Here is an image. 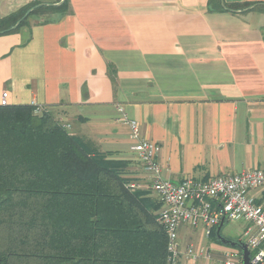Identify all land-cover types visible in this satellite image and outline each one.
Instances as JSON below:
<instances>
[{
  "label": "crops",
  "instance_id": "crops-1",
  "mask_svg": "<svg viewBox=\"0 0 264 264\" xmlns=\"http://www.w3.org/2000/svg\"><path fill=\"white\" fill-rule=\"evenodd\" d=\"M31 1L0 0V18ZM219 1L252 5L231 12L213 8L216 0H69V13L0 35V97L49 111L125 163L128 186L157 202L118 106L155 145L173 184L264 170V11L253 9L264 0ZM198 232L180 227V245ZM188 245L177 264L211 258L192 244L196 257H186ZM226 249L215 248L222 264Z\"/></svg>",
  "mask_w": 264,
  "mask_h": 264
},
{
  "label": "trees",
  "instance_id": "trees-1",
  "mask_svg": "<svg viewBox=\"0 0 264 264\" xmlns=\"http://www.w3.org/2000/svg\"><path fill=\"white\" fill-rule=\"evenodd\" d=\"M250 5L216 0L213 8L236 12ZM253 9L264 11V4ZM69 11V0H33L0 18V35ZM36 108L0 105V264H168L155 214L160 203L129 189L125 163ZM216 228L209 237L221 243Z\"/></svg>",
  "mask_w": 264,
  "mask_h": 264
},
{
  "label": "built area",
  "instance_id": "built-area-1",
  "mask_svg": "<svg viewBox=\"0 0 264 264\" xmlns=\"http://www.w3.org/2000/svg\"><path fill=\"white\" fill-rule=\"evenodd\" d=\"M7 92L0 97V105H7ZM122 113L120 118L130 127L131 149L136 153L142 168L149 174L151 188L160 203L156 221L165 230L167 238V262L177 264L180 251L179 229L201 227L203 234L210 236L221 220H243V240L249 250L251 264H264V170L253 168L240 172L211 177L207 180L184 178L173 184L162 177L161 166L156 160V147L142 135L137 121ZM36 113L40 112L37 106ZM131 191L134 184H129ZM202 252V251H200ZM184 255L195 259L191 245ZM207 257L209 254H205ZM223 264H241V252L228 248L223 252Z\"/></svg>",
  "mask_w": 264,
  "mask_h": 264
},
{
  "label": "rangeland",
  "instance_id": "rangeland-1",
  "mask_svg": "<svg viewBox=\"0 0 264 264\" xmlns=\"http://www.w3.org/2000/svg\"><path fill=\"white\" fill-rule=\"evenodd\" d=\"M35 21L36 19H33L30 22H35ZM244 226H246V222L243 220L225 222L221 234L223 237L230 240H243ZM185 244H189V245L192 244L194 247L197 245L196 247L198 248L203 246L202 248L206 249L211 257L210 259H206L205 257H203V255L198 256L194 264H222L221 260H219V257H221V253L216 251L215 248L217 247L220 249L222 248L224 249L225 247L230 248L228 246L222 245L221 243L217 242L213 236L208 238L205 235H203L201 232L195 234L193 236V240L190 239L187 243L183 242L180 245L181 252L183 251ZM197 251H195L196 254ZM188 264H192L190 259L188 261Z\"/></svg>",
  "mask_w": 264,
  "mask_h": 264
},
{
  "label": "water",
  "instance_id": "water-1",
  "mask_svg": "<svg viewBox=\"0 0 264 264\" xmlns=\"http://www.w3.org/2000/svg\"><path fill=\"white\" fill-rule=\"evenodd\" d=\"M221 4L224 5L223 3H221ZM51 5H53V4H51ZM30 11H31V9L28 10L23 17H25ZM19 22L20 21H18L16 23V25H18ZM223 223H224L223 220H221L220 223L218 224L217 228H216V232H215L216 233V238L224 245H227V246H230V247H237V248L240 249V251H241V264H251L250 256H249V250L247 248V244L246 243H244V242H242L240 240H230V239H227V238L222 236L221 228L223 226Z\"/></svg>",
  "mask_w": 264,
  "mask_h": 264
}]
</instances>
